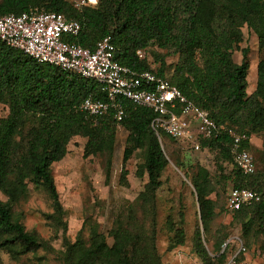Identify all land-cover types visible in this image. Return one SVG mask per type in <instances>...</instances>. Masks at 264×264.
<instances>
[{
    "label": "trees",
    "instance_id": "16d2710c",
    "mask_svg": "<svg viewBox=\"0 0 264 264\" xmlns=\"http://www.w3.org/2000/svg\"><path fill=\"white\" fill-rule=\"evenodd\" d=\"M223 1L98 0L95 6L85 5L79 9L70 0H0V16L20 14L36 6L63 12L82 23L79 35L70 39L94 49L98 40L111 35L116 59L138 71L154 70L147 57L138 54L139 49L147 50L152 45L173 47L181 57L173 74L167 77L165 62L155 70L157 74L176 84L218 124L249 136L260 132L264 135V58L258 63L257 86L251 93L247 78L249 49L242 50L241 62L233 58L235 48L243 40L244 24L253 29L260 49L264 50V0H245L240 10L226 9ZM196 45L200 46L199 58L192 52ZM91 94L107 98L98 81L38 62L0 39V103L9 107L8 115L0 117V191L7 197V200L0 199V249L19 259L50 247L36 232L26 228L15 206L28 199L31 182L47 190L55 209L54 217L60 220L64 212L52 164L66 155L73 137L83 136L87 138L84 156L108 155L107 178H110L117 124L122 123L129 131L124 161L129 160L135 150L143 151L138 175L143 177L147 173L145 189L117 215L109 232L112 245L108 243L109 234L93 226L89 242L80 235L74 242L65 239L62 255L67 264H162L156 244V223L152 220L145 230L137 218V206L155 211L161 177L170 164L151 126L155 112L123 100L128 115L121 122L111 113L89 117L79 105ZM244 145L251 152V141ZM201 146L218 151L223 161L233 164L232 188L248 187L261 194L259 202L232 212L235 219L244 221L246 236L252 230L255 234L264 233V178L261 173L241 171L235 162L228 132L218 137L201 138ZM259 153L264 162V137ZM175 163L182 165L178 159ZM192 172L191 183L198 197L202 222V227H197L194 234V251L203 264H226L228 244L225 248L223 244L228 236L208 245L216 207V200L210 197L215 191L211 173L201 164ZM186 176L189 177V171ZM173 225L171 222L170 229L174 232L171 248L186 241L184 227ZM242 258L241 254L235 260L240 262Z\"/></svg>",
    "mask_w": 264,
    "mask_h": 264
},
{
    "label": "rangeland",
    "instance_id": "374dc122",
    "mask_svg": "<svg viewBox=\"0 0 264 264\" xmlns=\"http://www.w3.org/2000/svg\"><path fill=\"white\" fill-rule=\"evenodd\" d=\"M81 1L70 0L73 4L78 3L79 9L85 6ZM222 5L226 9L240 10L245 6V0H224ZM242 31L243 40L235 48L233 58L234 61L241 62L242 50L249 49L250 69L247 78L248 92L251 93L257 86L258 63L264 58V50L260 49L258 36L253 29L244 24ZM199 48L200 46L196 45L192 51L196 58H199ZM145 55L154 70H159L165 62L167 77H171L181 60L179 52L173 47L152 45ZM8 112V105L0 103V117L7 116ZM128 135L126 127L118 123L110 178H107L108 155L84 156L87 138L75 136L71 139L66 155L52 164V174L64 212L61 219L54 217L55 209L47 190L37 188L31 182L28 199L15 206L16 213L26 228L36 232L50 247L23 255L19 259H14L5 249H0V264H67L62 255L65 239L74 242L80 235L89 242L93 226L100 232L109 234L119 212L126 210L127 206L135 201L148 182L147 173L143 177L138 175L143 151L135 150L129 160L124 161ZM250 137L254 149H251V153L256 160L257 172L264 178V162L259 153L263 132L252 134ZM201 138L203 137L198 136L196 140L200 144L197 149L182 140L162 137V146L170 164L161 177L162 185L156 193L155 211L152 212L149 207L137 206L138 221L145 226V230L152 220L156 223V244L162 264H203L194 251V234L197 227H202V222L198 197L191 183L192 170L201 164L211 173L215 191L210 197L216 200L215 216L208 236L211 241L208 245L212 246L214 240L228 236L223 244L224 248L228 244L226 264H264V233L255 234L252 230L246 236L243 230L244 221L235 219L233 212L226 205L228 193L234 186L233 164L223 161L218 151L201 146ZM176 159L182 163L181 166L175 163ZM186 171H189V177L186 176ZM0 199L7 200L2 191ZM171 222L175 227L183 226L186 231L185 243L175 248H171V236L174 234L170 229ZM203 235L206 236L204 232ZM108 243H113L110 234ZM210 254L214 256L215 253L210 250ZM241 254L242 261L236 262L235 257Z\"/></svg>",
    "mask_w": 264,
    "mask_h": 264
},
{
    "label": "built area",
    "instance_id": "2783aa9c",
    "mask_svg": "<svg viewBox=\"0 0 264 264\" xmlns=\"http://www.w3.org/2000/svg\"><path fill=\"white\" fill-rule=\"evenodd\" d=\"M82 5L95 6L98 0H82ZM76 5V6H75ZM75 7L80 5L74 4ZM82 31V23L63 12L36 6L20 14L0 16V39L9 46L23 51L38 62L55 65L62 70L98 81L107 98L89 95L79 109L89 117L112 114L121 122L128 110L123 100L145 106L155 112L151 126L162 141L168 136L200 148L196 141L218 137L228 132L232 138V153L242 172L255 173L256 160L244 143L251 141L246 132H238L218 124L208 112L197 106L166 76L155 70L138 71L120 63L115 57L116 46L111 35L102 37L94 49L84 47L71 36ZM138 54L145 57L146 50ZM261 200V194L248 187H234L227 196L231 211L249 207Z\"/></svg>",
    "mask_w": 264,
    "mask_h": 264
},
{
    "label": "water",
    "instance_id": "95a60500",
    "mask_svg": "<svg viewBox=\"0 0 264 264\" xmlns=\"http://www.w3.org/2000/svg\"><path fill=\"white\" fill-rule=\"evenodd\" d=\"M199 210H200V208H199Z\"/></svg>",
    "mask_w": 264,
    "mask_h": 264
}]
</instances>
